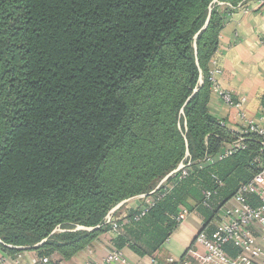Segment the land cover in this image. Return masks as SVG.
Returning a JSON list of instances; mask_svg holds the SVG:
<instances>
[{
  "label": "trees",
  "instance_id": "16d2710c",
  "mask_svg": "<svg viewBox=\"0 0 264 264\" xmlns=\"http://www.w3.org/2000/svg\"><path fill=\"white\" fill-rule=\"evenodd\" d=\"M212 1L0 0V215L16 207L39 216L92 192L110 147L125 157L124 168L110 173L124 178L147 164L157 168L164 152L178 160L187 149V176L174 174L138 220L141 209L129 211L124 229L112 231L115 248L145 256L167 239L178 224L173 217L188 212L190 202L218 211L251 180L262 159L259 138L209 111V71L224 24ZM199 68L207 88L201 99L193 92ZM195 109L211 131L199 165L191 131L179 133L184 121L192 124ZM237 137L243 148L214 158ZM145 157L146 164L134 165ZM213 190L209 209L202 192ZM103 215L88 210L83 222L93 226Z\"/></svg>",
  "mask_w": 264,
  "mask_h": 264
},
{
  "label": "rangeland",
  "instance_id": "374dc122",
  "mask_svg": "<svg viewBox=\"0 0 264 264\" xmlns=\"http://www.w3.org/2000/svg\"><path fill=\"white\" fill-rule=\"evenodd\" d=\"M263 2L264 0H241L233 4L227 0H213L210 9L219 15L223 14L225 22L235 8L252 10L259 8L258 5ZM193 45L196 49V44L193 43ZM199 72L200 75L193 92H201V99L207 93L206 74L202 72L201 68H199ZM196 112L197 109L193 110L195 118L192 120V124L189 126L187 121H184V130H178L181 136H184L185 131H191L196 142V154H198L194 160L195 164L199 165L208 155L206 153L207 138L211 135V131L203 123L198 112L196 115ZM177 127L180 128V124H177ZM164 154L162 157L161 151L160 158H162L157 168L152 166L147 169L149 166L147 164L139 170L136 176L124 178L119 174L113 176L110 173V170L117 169L119 171L124 168L122 163L125 158H121L123 154H119L116 147H110L106 152L103 166H101L105 171L91 184L92 192H83L79 197L70 196L61 200L64 205L70 204L66 208H61L60 204H56L50 212L43 213L42 211L39 216L24 215L23 211H16V207L7 208L0 215V231L3 235H8L10 240H5L0 235V253L8 252L5 249L21 253L25 250L38 252L40 249L52 248L56 251L59 250L57 253L67 260L72 258L97 259L113 244L112 231L119 230L121 227L124 229L127 213L148 205L159 188L170 183V177L178 173L179 166L191 155L187 149L183 150V154L178 160L176 157L166 156L165 152ZM139 161L141 162L134 165L146 164L147 157L140 158ZM163 168H166V171L157 173V170L160 171ZM88 210L90 212L104 211V215L97 224L86 225L83 220ZM24 219L29 224L27 227L29 230L20 226H26L23 224ZM10 222L13 224L6 225ZM113 224H116V230L113 229ZM45 233H49L46 235L47 237L36 239V236ZM44 242L48 243L45 247Z\"/></svg>",
  "mask_w": 264,
  "mask_h": 264
},
{
  "label": "built area",
  "instance_id": "2783aa9c",
  "mask_svg": "<svg viewBox=\"0 0 264 264\" xmlns=\"http://www.w3.org/2000/svg\"><path fill=\"white\" fill-rule=\"evenodd\" d=\"M259 44L264 47V34L259 37ZM221 73L214 57L211 60L209 80L222 103L236 109L240 134H253L259 138L262 146L260 169L248 183L239 186L233 197L217 211L215 227L211 233L199 231L194 238L193 247L187 249L183 256H168L162 260L152 258L151 264H254L258 258H262L264 264V249L256 244L257 238L264 243V104L254 115L248 116L243 108L245 98H236L230 91L219 86L217 79ZM220 124L224 125L223 121ZM243 140V137H237L229 148L214 158L222 159L243 148ZM207 160L212 161L213 158ZM190 163V158L187 157L179 166L177 171L179 180L187 176L186 168ZM217 182L221 185L219 180ZM202 194V205L211 209L209 200L216 192L203 191ZM251 199L257 204H252ZM147 209L148 206L142 208L134 220H138ZM187 214L188 212L183 209L173 218L180 223ZM255 226L258 228V236L254 232ZM112 227L114 230L117 228L116 224ZM196 247L202 249V252L195 250ZM20 259L21 253L14 255L8 252L0 253V264H18L17 261ZM49 261V256L35 257L31 264H47ZM81 264H128V261L120 249L108 248L97 259H85Z\"/></svg>",
  "mask_w": 264,
  "mask_h": 264
},
{
  "label": "crops",
  "instance_id": "0c3cea01",
  "mask_svg": "<svg viewBox=\"0 0 264 264\" xmlns=\"http://www.w3.org/2000/svg\"><path fill=\"white\" fill-rule=\"evenodd\" d=\"M263 3L252 10L246 11L241 7L234 9L218 35L219 49L215 57L222 71L217 79L219 86L230 91L236 98H245L243 108L248 116L254 115L264 103V47L259 44V37L264 34ZM208 106L210 112L225 118L231 129L239 128L236 109L223 104L214 90ZM190 204L185 219L176 225L167 239L151 254L139 256L126 246L120 248L128 264H151L152 258L162 260L168 256H183L187 249L193 247L199 231L211 233L215 227L217 211L205 210L196 202ZM254 228L258 236L257 226ZM256 244L264 249V243L258 238ZM109 248H115L114 243ZM195 250L202 252L199 247ZM21 254L22 259L17 261L18 264H31L33 258L39 257L31 250L22 251ZM49 257L47 264H81L84 261L80 258L67 260L57 252ZM254 264H262V258L256 259Z\"/></svg>",
  "mask_w": 264,
  "mask_h": 264
}]
</instances>
